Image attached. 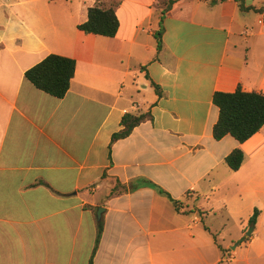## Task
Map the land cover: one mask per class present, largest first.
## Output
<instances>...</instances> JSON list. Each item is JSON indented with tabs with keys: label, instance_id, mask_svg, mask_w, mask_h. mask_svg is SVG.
<instances>
[{
	"label": "crops",
	"instance_id": "crops-1",
	"mask_svg": "<svg viewBox=\"0 0 264 264\" xmlns=\"http://www.w3.org/2000/svg\"><path fill=\"white\" fill-rule=\"evenodd\" d=\"M101 1L0 0V264H264V126L212 134L215 93L264 95V14L172 0L161 22L160 0H115V37L79 31ZM50 55L76 63L62 99L25 79Z\"/></svg>",
	"mask_w": 264,
	"mask_h": 264
},
{
	"label": "trees",
	"instance_id": "trees-1",
	"mask_svg": "<svg viewBox=\"0 0 264 264\" xmlns=\"http://www.w3.org/2000/svg\"><path fill=\"white\" fill-rule=\"evenodd\" d=\"M98 1V0H97ZM226 0H211V5ZM238 2L241 11H254L264 14V7L256 9L254 7H244L242 0H234ZM173 4L172 0H160L159 7L162 10L161 22L166 11ZM120 3L110 0L109 4H96L87 10V20L78 25V30L95 36L106 38L115 37L119 21L116 10ZM162 26L155 33L157 42V50L162 48ZM76 71V63L74 60L56 55H50L42 62L32 67L25 73V79L29 81L37 90L48 94L57 99H62L69 91L71 81ZM158 91L159 87L153 84ZM213 103L218 108L219 116L216 124L213 126L212 134L216 141L222 140L225 136H231L238 143L243 144L257 134L264 126V95L258 93H247L241 89L234 93L217 92L213 96ZM151 120L149 113L140 115L126 114L121 120V130L112 135L111 143L126 139L132 131L143 122ZM244 154L240 149L233 150L225 159L227 166L232 171H238L243 163ZM147 186L157 188L155 185L145 183ZM160 193L167 195L162 190ZM168 196V195H167ZM169 199H171L168 196ZM175 206L178 203L173 201ZM259 211L255 210L249 219V226L256 224ZM102 231V224L99 223L98 235L96 243H98ZM91 264V263H90Z\"/></svg>",
	"mask_w": 264,
	"mask_h": 264
},
{
	"label": "rangeland",
	"instance_id": "rangeland-1",
	"mask_svg": "<svg viewBox=\"0 0 264 264\" xmlns=\"http://www.w3.org/2000/svg\"><path fill=\"white\" fill-rule=\"evenodd\" d=\"M108 4H109V0H102L101 1V5H106L107 6ZM229 227H230V229H232V226H229ZM250 228H252V227L251 226L249 227L248 224H245V232H244V236L242 237L243 240H248L249 239V237L246 234L249 232ZM223 264H228V262L224 261Z\"/></svg>",
	"mask_w": 264,
	"mask_h": 264
},
{
	"label": "water",
	"instance_id": "water-1",
	"mask_svg": "<svg viewBox=\"0 0 264 264\" xmlns=\"http://www.w3.org/2000/svg\"><path fill=\"white\" fill-rule=\"evenodd\" d=\"M101 212V210L99 211V213ZM100 219V215H98V220ZM253 228H250L249 232L247 233L248 236H250V234L252 233Z\"/></svg>",
	"mask_w": 264,
	"mask_h": 264
}]
</instances>
